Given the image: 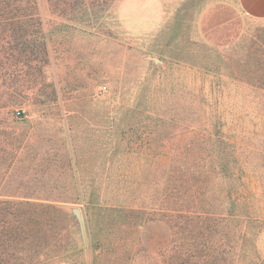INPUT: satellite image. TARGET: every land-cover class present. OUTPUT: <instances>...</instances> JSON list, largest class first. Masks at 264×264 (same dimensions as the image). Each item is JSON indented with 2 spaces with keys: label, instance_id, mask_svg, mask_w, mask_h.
Returning <instances> with one entry per match:
<instances>
[{
  "label": "rangeland",
  "instance_id": "rangeland-1",
  "mask_svg": "<svg viewBox=\"0 0 264 264\" xmlns=\"http://www.w3.org/2000/svg\"><path fill=\"white\" fill-rule=\"evenodd\" d=\"M72 1L0 7V207L25 211L10 231L0 214V264H175L157 209L197 124L233 144L251 217L208 197L213 264H264V19L236 0Z\"/></svg>",
  "mask_w": 264,
  "mask_h": 264
},
{
  "label": "trees",
  "instance_id": "trees-1",
  "mask_svg": "<svg viewBox=\"0 0 264 264\" xmlns=\"http://www.w3.org/2000/svg\"><path fill=\"white\" fill-rule=\"evenodd\" d=\"M45 1L63 7L69 2ZM111 1L73 0L72 4L78 8L86 4L106 7ZM41 4L42 0H0V7L4 8L39 9ZM179 144L182 150L178 165L175 169H169L166 179L167 205L157 209L162 216L161 220L174 236L171 239L169 261H174L175 264H213L217 255L214 257V250H211V221L218 220L219 216L216 211L205 206L208 204L207 199L211 197L215 201H230L232 206L227 212L229 216L240 220L251 219L237 207L239 198L235 195V189L242 173L239 174L233 165L238 163V158L233 151L227 149L229 146L233 147L232 143L219 133L210 132L203 125L185 127V135L179 139ZM183 163L184 178H181L179 172ZM180 195L183 197L181 200ZM184 201L188 203L182 205ZM2 213L6 217L3 224L10 231L14 229L11 219L25 211L7 201L0 207V214Z\"/></svg>",
  "mask_w": 264,
  "mask_h": 264
},
{
  "label": "crops",
  "instance_id": "crops-1",
  "mask_svg": "<svg viewBox=\"0 0 264 264\" xmlns=\"http://www.w3.org/2000/svg\"><path fill=\"white\" fill-rule=\"evenodd\" d=\"M244 14L254 19H264V0H236ZM69 264V263H59Z\"/></svg>",
  "mask_w": 264,
  "mask_h": 264
}]
</instances>
